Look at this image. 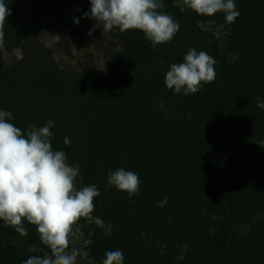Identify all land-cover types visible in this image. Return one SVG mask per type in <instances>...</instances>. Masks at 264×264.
Listing matches in <instances>:
<instances>
[{"label":"trees","instance_id":"trees-1","mask_svg":"<svg viewBox=\"0 0 264 264\" xmlns=\"http://www.w3.org/2000/svg\"><path fill=\"white\" fill-rule=\"evenodd\" d=\"M68 1L65 11L53 0H5L19 28L5 23L2 50L10 42L24 46V62L34 67L27 104L40 115L37 125L53 119L67 133L66 156L80 169L77 188L100 191L95 208L112 223L108 233L94 229L100 264L117 249L123 264H264V171L254 172L256 139L264 140L256 123L257 98L264 96V0H235L240 14L232 24L223 13L181 12L163 0L178 33L153 48L132 30L144 58L123 72L116 89L91 83L87 70L64 75L44 58L40 34L48 9L73 20L90 8V0ZM210 20L228 27L226 45L240 51L239 60L219 54ZM190 48L214 57L216 79L197 93L177 94L164 76ZM118 168L138 174V194L105 190L108 170ZM5 260L0 244V263Z\"/></svg>","mask_w":264,"mask_h":264},{"label":"clouds","instance_id":"clouds-1","mask_svg":"<svg viewBox=\"0 0 264 264\" xmlns=\"http://www.w3.org/2000/svg\"><path fill=\"white\" fill-rule=\"evenodd\" d=\"M173 6L200 16L223 13L227 24L235 23L240 14L235 0H174ZM163 8V0H90L83 17L96 23L87 35L91 36L95 28L105 33L118 29L121 34L138 30L155 48L170 42L180 29ZM9 15L8 4L0 0V50L4 48L3 29ZM73 23L78 24L79 19L73 17ZM163 64L161 60L159 66ZM215 64L207 52L190 48L183 62L170 65L164 84L177 94L197 93L202 85L215 81ZM11 119V111L0 110V220L21 237L28 235L27 221L49 249L43 255L29 256L22 264H76L78 250L69 251L73 226L84 219L104 227L103 220L92 215L100 191L95 185L77 188L80 169L69 165L64 151L53 149L51 122L39 128L29 125L25 132L10 123ZM64 144H70L68 137ZM113 186L131 198L139 192L140 179L137 173L124 168L108 170L105 190ZM104 255L102 264H123L122 250L106 251Z\"/></svg>","mask_w":264,"mask_h":264},{"label":"rangeland","instance_id":"rangeland-1","mask_svg":"<svg viewBox=\"0 0 264 264\" xmlns=\"http://www.w3.org/2000/svg\"><path fill=\"white\" fill-rule=\"evenodd\" d=\"M59 4L65 11L70 8L68 0H53ZM170 4H174V0H168ZM171 10L172 7L169 5ZM176 8L173 6V9ZM83 12H86L83 11ZM84 14V13H83ZM78 24H74L73 20H68L55 9L50 8L43 16L42 31L40 34V44L43 48L44 58L46 61L56 64L63 72L85 71L92 83L109 89L119 87V81L125 70L130 67H139L142 65L144 53L138 47L133 37V31L121 34L118 29L105 33L100 28H95L91 36L87 35L90 29H93L94 20L83 17L81 14L77 17ZM12 29L19 28V25L7 17V22ZM214 35V39L222 45L223 55L229 61L240 59V51L230 49L226 44L229 36V29L222 21L210 20L206 24ZM14 43H7V51L0 50V110H8L12 113V119L9 121L15 126L27 131L29 125H35L37 128L51 122V144L54 150H62L66 154L67 145L64 144V138L68 137L67 133L60 129L53 119H48L42 124L39 121L40 115L33 116L31 105L27 104L28 96L32 95L29 82H32L33 66L25 64L26 53L24 46ZM5 50V49H4ZM152 52H148L150 57ZM27 74L28 77L24 76ZM32 79V80H31ZM17 80H22L19 83ZM38 81V80H37ZM14 94V96H11ZM4 95H8L4 98ZM259 113H257L258 128H264V96L258 97ZM7 105H5V103ZM166 100H161L159 108L165 107ZM34 123V124H33ZM256 131H258L256 129ZM256 151L260 163L254 167V172L259 174L264 171V140L256 139ZM69 165L78 166L68 158ZM80 179V176L77 180ZM264 213V209L262 210ZM94 217H99L104 222L102 231L110 232L112 223L105 220L103 212L94 208L92 213ZM25 227L28 235L21 237L13 228L5 226L0 220V244L3 247L5 261L0 264H22L29 256L43 255L49 249L44 246L35 230V226L25 221ZM97 226L89 224L86 220L81 219L73 226L70 236L69 251L75 248L78 250L76 264H100L95 254L94 247V229ZM30 248H36V252L29 251ZM131 264V263H128Z\"/></svg>","mask_w":264,"mask_h":264}]
</instances>
